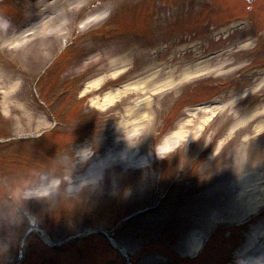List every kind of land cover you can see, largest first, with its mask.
<instances>
[{
	"label": "rangeland",
	"instance_id": "obj_1",
	"mask_svg": "<svg viewBox=\"0 0 264 264\" xmlns=\"http://www.w3.org/2000/svg\"><path fill=\"white\" fill-rule=\"evenodd\" d=\"M156 1L0 0V171L10 188L12 185L16 190L21 188L18 200L27 203L26 193L39 190L26 191L38 172H44L42 181L46 182L52 179L55 170L62 169L60 184L57 183L50 196L45 200L28 201L48 238L61 244L50 253L64 252L65 258L53 256L52 264H97L90 255L97 250V245L101 251L97 238L101 233L81 235L95 228L117 229L115 237L129 243L134 254L146 247L148 252H142L148 257L143 255L136 264L160 263L161 260L151 256L160 250V246L153 245L158 237L160 244L176 248L184 257L194 253L190 250L193 235L196 239L200 233H208L218 226L217 233L212 235L211 250L207 252L208 257L215 258L216 264H238L244 253L264 238V136L255 137L260 130L256 123L264 126V119L260 121L264 118V99L258 108L261 114L242 121L247 110L240 106L237 102L240 98L236 97L241 86L247 87L246 96L264 92V68L259 78L239 84L237 90L219 97L234 102L214 111L220 115L212 127L208 126L211 112L189 106L213 92L206 82L226 78L242 65L264 60L258 53L254 57L242 54L249 51L253 43L245 49L231 48L208 61L198 60L194 54L204 42V52L214 48L213 32L217 30L221 36L225 30L222 24L215 28L221 20L257 14L260 15L258 22L264 21V0H210L211 5L206 7L192 2L186 6L185 10L189 11L185 18L175 19V23L163 29L158 27L159 22L156 26L152 20ZM4 5L12 9H4ZM218 7L225 10L223 14ZM36 12L43 22L30 28L39 21L33 19ZM96 14L104 15L97 17ZM133 21L151 27L147 26L142 32L131 31L129 24ZM111 23L120 25L122 30L105 36V27ZM212 25L214 29L211 30ZM138 29H143L142 25ZM122 32L140 35L147 42L168 40L169 45L159 55L152 56L147 50L136 49V45L142 43L132 35L129 38L119 36L124 35ZM113 37L116 41H125L121 40L116 46L107 43ZM234 38L235 35L222 36L217 42L221 46L234 42ZM261 45L264 51V42ZM160 55L168 58H158ZM146 68L148 75L142 72ZM198 71L202 74L201 87L183 93L192 84L188 83L192 74ZM44 72L47 82L42 81V89L49 91L47 106L60 120H68V128L66 131L59 128L52 138L46 137L36 143L32 137L50 130L52 125L47 106L33 94ZM93 75L101 77L98 85L86 87L89 91L77 99L79 91H75L81 87L83 77L87 80ZM122 78L128 83H123ZM105 84L117 86L110 90L120 89V105V99L112 103L103 101L98 88ZM64 88H68L67 94L55 98L57 91ZM169 89L171 91L165 95H154ZM117 105L123 112L117 111ZM97 109L102 115H95ZM111 114L122 116L120 125L107 123ZM221 124L227 125V139L214 152L209 148L211 134ZM180 129L186 137L180 140L177 148L180 149L178 166L174 164L177 156L172 159L175 154L168 156L167 165L158 162L156 150L164 144L166 136ZM85 133L89 134L88 139L73 147L72 142ZM66 142H70L69 149L60 152ZM87 146L93 148V154L87 162H81L78 152ZM241 152L245 154L243 162L238 159ZM192 158V164H188ZM134 165L141 168H133ZM179 169L201 177L196 183H188L174 191V199L178 201L175 209L178 225L173 226L171 218L165 228L152 219L139 218L126 223L124 219L129 214L126 206L133 212L150 207L156 197L163 194L166 181ZM17 176L19 185L16 184ZM87 177L99 179L95 185L78 192L70 191ZM5 187L0 182V264H11L19 257L23 236L31 223L11 210ZM164 192L167 194V190ZM163 209L156 213L162 214ZM196 210L197 215L194 214ZM258 211L251 223L237 226L250 213ZM168 215L169 212H165L166 219ZM183 216L191 220L198 218L200 225H207V228H197L190 225V221L184 225ZM119 222L116 228L114 224ZM231 223L235 226L231 227ZM41 236L42 231L35 230L26 237L23 248L27 264L48 262L49 257L39 256L41 249L48 248ZM222 239L232 241L234 248L224 250L223 244H226ZM105 253V257H111V252ZM189 261L185 260L184 264ZM261 262L264 264V260ZM110 263L122 264V260L118 257Z\"/></svg>",
	"mask_w": 264,
	"mask_h": 264
},
{
	"label": "clouds",
	"instance_id": "obj_2",
	"mask_svg": "<svg viewBox=\"0 0 264 264\" xmlns=\"http://www.w3.org/2000/svg\"><path fill=\"white\" fill-rule=\"evenodd\" d=\"M92 154H93V148L92 147L82 148L78 152V156H79L81 162H87L90 159V157L92 156ZM98 179H99L98 177H95L91 180H89V179L82 180L79 185H77L74 189H70V191L78 192L81 189H84L85 187H88L90 185H95L98 182ZM57 183L58 182H53L51 185L44 187L40 190H37L35 192L26 193V196H47L50 193L55 191V189L57 187Z\"/></svg>",
	"mask_w": 264,
	"mask_h": 264
},
{
	"label": "bare ground",
	"instance_id": "obj_3",
	"mask_svg": "<svg viewBox=\"0 0 264 264\" xmlns=\"http://www.w3.org/2000/svg\"><path fill=\"white\" fill-rule=\"evenodd\" d=\"M43 22V19H41L40 18V20L39 21H37L35 24H32V26H30V28L31 27H34L35 25H39L40 23H42ZM29 29V28H28ZM100 81V79H95L94 81H92L90 84H89V86L91 87V86H96V84H98V82ZM120 91H117V92H113V91H109L108 93H107V95L105 96L106 98H105V103L106 102H109V103H111L113 100H115V99H117L118 98V94L117 93H119ZM208 111V110H207ZM209 112H210V110H209ZM131 114H132V112H131ZM133 130H135V128L133 129ZM184 136V134H183V132H174L173 133V135L172 136H170L169 138H167L166 139V141H165V145H164V149H162V150H167V149H169L170 147V145H172V143L173 142H175V141H178L179 139H181L182 137ZM166 148V149H165ZM161 150V149H160ZM86 179H89V180H91V179H93V178H90V177H87Z\"/></svg>",
	"mask_w": 264,
	"mask_h": 264
}]
</instances>
